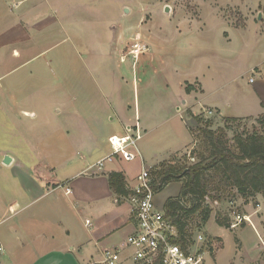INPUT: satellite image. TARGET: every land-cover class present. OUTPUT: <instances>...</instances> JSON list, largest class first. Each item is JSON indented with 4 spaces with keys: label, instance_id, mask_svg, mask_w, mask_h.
Instances as JSON below:
<instances>
[{
    "label": "rangeland",
    "instance_id": "374dc122",
    "mask_svg": "<svg viewBox=\"0 0 264 264\" xmlns=\"http://www.w3.org/2000/svg\"><path fill=\"white\" fill-rule=\"evenodd\" d=\"M43 1L0 0V154L14 153L23 165L37 166L49 180L65 175L69 160L84 166L91 163L88 151L74 144L83 122L105 139L123 135L117 113L105 103L115 105L114 97L121 96L130 114L143 122L146 111L161 107L158 81L165 77L175 82L174 77L189 76L191 70L208 74L213 66V72L217 70L213 95L223 105L226 99L242 100L255 87L249 83L257 80L255 73L238 74L235 66H250L264 58V0ZM17 25L27 35L12 31ZM137 47L136 52L131 51ZM227 65H233L230 71ZM170 90L175 92L174 84ZM182 109L180 106L178 113L195 127ZM206 110L210 109L194 114L199 117V126H204L205 118L213 129L226 123L212 108L211 114ZM174 122L178 117L140 143H149L148 151L152 143L165 149L173 134L177 137L175 149L191 144L150 166V154L146 157L141 152L146 157L145 169L150 171L173 154L179 157L192 149L198 151L195 135L191 137L184 126L174 127ZM229 124L230 138L234 133H264L260 116ZM11 175L9 189L18 190L20 184L12 181ZM176 188L171 183L156 192L157 209L163 210L166 198ZM210 206L208 221L194 236L200 233L216 243L215 215L228 219L229 228L231 210L240 214L257 210L253 217L258 224H253L259 230L264 228L261 195L254 201L236 197L230 202H210ZM222 233L217 264H259L256 257L264 239L258 233L255 236L249 227L240 233L234 229ZM211 255L205 264H213ZM89 260V264H101L97 259Z\"/></svg>",
    "mask_w": 264,
    "mask_h": 264
},
{
    "label": "crops",
    "instance_id": "0c3cea01",
    "mask_svg": "<svg viewBox=\"0 0 264 264\" xmlns=\"http://www.w3.org/2000/svg\"><path fill=\"white\" fill-rule=\"evenodd\" d=\"M20 23L24 24L23 21ZM16 30L21 35H27L21 25L15 26L12 31ZM186 56L192 57V55L184 57ZM227 64L230 65L229 62ZM229 65L226 67L228 68ZM233 65L227 71H230ZM181 67L186 68L183 61ZM235 67L238 74L250 75L254 72L257 80L248 79L249 83L255 84L252 92L245 93L248 96L242 97V100L240 97L226 99L225 105L221 104L219 99L214 98L216 86L213 80L217 77V70L213 72V66L208 74L191 70L189 76L174 77L175 82L167 77L159 80L158 87L162 88V93L158 92L157 95L162 101L161 107L154 112L148 110L147 113L146 111L143 122H140V119L137 120L135 114H130V108L126 107L121 96L114 97L115 105L105 102L117 113L123 134L126 133V129L133 128L136 123L139 126L141 138L137 141L139 156L135 165L133 162L136 159L125 162L118 157H113L111 161H105L101 169L94 166L97 161L111 153L108 143L109 136L105 139L96 134V130H92L86 122H83L74 144L86 149L92 161L84 166L82 162L73 164L69 160L66 162L69 171L60 179L50 177L49 180L37 166L23 165L14 153L1 151L0 264H89L90 258L101 261V252L105 248L122 244L124 238L134 228V220L130 212L131 204L127 199L116 201L109 186L107 174L112 171L121 172L127 186L131 188L136 184V176L140 171L138 167L146 163L147 154H150V157H147L150 166L168 154L180 152L191 144L186 143L182 148L175 149L173 144L177 137L172 134L167 140L165 149H160L152 143L148 151L146 146L149 143H140L144 137L176 117H178V122H174V127L184 126L192 137L188 119L178 113L180 106H183L182 111L189 119L188 112L194 115L204 109L211 110V108L223 118L264 116V58L250 66L246 65L241 68L237 64ZM170 81L174 84L175 92L170 90V85H172ZM186 86H189L188 92L185 90ZM137 104H139V99H137ZM194 124L195 121L192 119L191 125ZM141 152L146 157L142 156ZM6 155L11 158L7 165L3 164V158ZM8 175L12 176V181L20 184L18 190L9 189L11 186ZM175 185H177L176 190L169 196H174L179 192L180 185L178 183ZM259 197L260 195L257 199ZM255 212L253 209L252 213L248 212L245 215H250L252 222L258 224L256 218L253 217ZM85 219L90 220V226H85ZM214 224L216 230L213 239L217 242L215 243L216 249L211 252L213 253L211 257L213 264H217L216 256L223 242L222 230L227 231L230 228L220 226L216 222ZM247 227L253 231L255 236L258 233L264 239V228L259 230L255 225L253 228L247 222L241 223L234 230L240 233ZM256 258L259 264H264V248ZM209 259L210 256L206 260Z\"/></svg>",
    "mask_w": 264,
    "mask_h": 264
},
{
    "label": "trees",
    "instance_id": "16d2710c",
    "mask_svg": "<svg viewBox=\"0 0 264 264\" xmlns=\"http://www.w3.org/2000/svg\"><path fill=\"white\" fill-rule=\"evenodd\" d=\"M188 116L195 121V127L190 130L199 143L198 151H190L195 161L187 163V154L177 157L175 154L179 152H176L173 158L149 171L156 192L171 183L180 185L176 195L166 198L163 213L176 231L172 241L184 249L192 242L194 231L208 221L212 212L210 202H230L236 197L249 202L258 195L264 198V133H234L230 138L229 122L240 118L225 117L226 123L213 129L209 119L202 120L204 126H199L197 115L188 112ZM107 179L117 202L132 193L121 172H109ZM215 222L228 227V219L219 213L215 215Z\"/></svg>",
    "mask_w": 264,
    "mask_h": 264
},
{
    "label": "built area",
    "instance_id": "2783aa9c",
    "mask_svg": "<svg viewBox=\"0 0 264 264\" xmlns=\"http://www.w3.org/2000/svg\"><path fill=\"white\" fill-rule=\"evenodd\" d=\"M206 113L211 114V110H206ZM140 138L141 131L137 123L133 128L126 129L123 135L109 136L111 153L94 166L101 169L103 163L111 161L113 157L125 162L135 160L139 156L137 141ZM187 156L188 160L195 161L194 156H190V150ZM129 189L132 193L127 200L131 204L133 231L124 238L122 244L102 250L101 264H205L215 250V242L200 233L192 238L186 249L172 241L176 231L164 217L163 210L156 208V191L152 187L149 170L142 166L136 176L135 186ZM229 216L232 219L230 229L237 228L243 222L253 227L250 215L231 210ZM84 223L87 227L91 225L89 219H85ZM262 246L264 248V244Z\"/></svg>",
    "mask_w": 264,
    "mask_h": 264
},
{
    "label": "water",
    "instance_id": "95a60500",
    "mask_svg": "<svg viewBox=\"0 0 264 264\" xmlns=\"http://www.w3.org/2000/svg\"><path fill=\"white\" fill-rule=\"evenodd\" d=\"M260 17V16H259ZM258 17V18H259ZM11 161V158L8 156V155H6V156H4V158H3V163L4 164H9V162Z\"/></svg>",
    "mask_w": 264,
    "mask_h": 264
},
{
    "label": "bare ground",
    "instance_id": "6f19581e",
    "mask_svg": "<svg viewBox=\"0 0 264 264\" xmlns=\"http://www.w3.org/2000/svg\"><path fill=\"white\" fill-rule=\"evenodd\" d=\"M138 50V47L137 48H135L134 50H131L132 52H136Z\"/></svg>",
    "mask_w": 264,
    "mask_h": 264
}]
</instances>
